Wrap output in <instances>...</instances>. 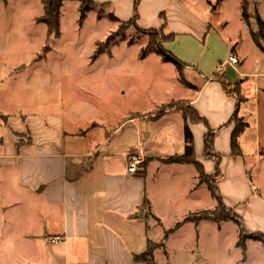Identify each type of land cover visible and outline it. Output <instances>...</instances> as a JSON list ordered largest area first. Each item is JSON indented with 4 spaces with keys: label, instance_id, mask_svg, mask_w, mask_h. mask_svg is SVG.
<instances>
[{
    "label": "crops",
    "instance_id": "crops-1",
    "mask_svg": "<svg viewBox=\"0 0 264 264\" xmlns=\"http://www.w3.org/2000/svg\"><path fill=\"white\" fill-rule=\"evenodd\" d=\"M206 23L199 31L200 37L204 30L207 34L205 47L200 48L203 54L209 53L211 36ZM170 31L164 29L163 34L176 35L178 40L181 34ZM167 45L174 44L164 43V49ZM169 50L185 65L182 77L186 84L175 68V81L168 93L162 92L163 97L126 96V104L115 110L107 107L112 103L110 95L103 96L105 105L100 101L83 106L75 119L65 116L56 120L55 129L33 123L24 133L26 143L16 145L17 137L12 147L15 151L0 153V264H195L204 254L195 244L193 251L176 249L169 256H163L162 248L184 229L191 232L194 242L201 241L202 230L208 227L204 223L212 221L184 220L216 208L200 173L215 177L217 170L219 197L240 217L245 234L250 236L245 252L253 240L264 250V244L252 237L264 236V186L257 172L264 158V83L256 82V94L248 98L241 93L244 80L239 78L264 79V71L236 69L229 81L226 68L231 66L213 54L204 64L198 54L191 57ZM226 52L228 57L238 58V65L245 62L241 51L227 46ZM222 81L233 91L237 87L240 100L227 94ZM125 86L117 94L122 100L125 97L121 95L130 92V86ZM244 99L251 104L248 113L242 108ZM184 105L206 123L186 120ZM234 115L246 124L237 136L238 153L231 147ZM185 124L192 135L196 164L164 162L184 154ZM106 125L110 127L103 133ZM210 131L213 154L218 157L205 156V136ZM15 146H20L17 151ZM132 157L143 162L130 174ZM144 199L149 202L147 207ZM229 221L234 226H219ZM168 222L173 227L164 237ZM219 223L212 226L217 235L221 228L234 232L235 247L245 263V252L237 246V223ZM52 237L62 242L51 244ZM148 246L152 249L147 260L135 261L134 256L145 253ZM198 250L200 255L195 257Z\"/></svg>",
    "mask_w": 264,
    "mask_h": 264
},
{
    "label": "rangeland",
    "instance_id": "rangeland-1",
    "mask_svg": "<svg viewBox=\"0 0 264 264\" xmlns=\"http://www.w3.org/2000/svg\"><path fill=\"white\" fill-rule=\"evenodd\" d=\"M94 1L108 5H90L82 19L80 2L64 1L60 9V34L47 36L46 25L41 22V0H0L1 155L15 151L17 137L16 145L26 143L24 133L30 131L33 123L55 129L56 120H63L65 116L75 119L83 106L100 104V101L105 105L103 96L110 95L112 103L107 107L116 110L126 104L128 96H147L146 100H151L154 99L151 97H163L162 92L168 93L175 81V66L161 62L153 51L142 60L138 58L141 48L150 39L144 30L169 28L172 34L185 35H178V40L174 35L175 41L165 43L174 44L173 47L167 45L165 50L170 52L173 48L191 57L198 54L200 63L204 64H208L212 54L221 62L226 61L227 46L241 51L245 62L226 68L227 80L235 75L236 69L246 73L264 71V55L250 36V30L257 31L255 19L252 17L248 26L242 19L243 0H140L137 5L135 0ZM245 1L251 16L258 13L264 22V0ZM99 11L101 17L97 16ZM110 13L118 17L117 21H113ZM132 20L140 29L133 27ZM205 22L210 25L211 36L209 53L203 54L200 48L205 47L207 34L204 30L200 37L199 31ZM110 35L113 40L104 47ZM155 38L151 40L162 39L160 34ZM239 78L244 80L241 93L248 98L256 94V82L264 83L263 78L257 80L253 76ZM125 85L130 86V92L121 95L125 97L122 100L117 94L118 91L122 93ZM245 100H242V108L248 113L251 104ZM183 110L191 112L186 105ZM109 127L106 125L103 133ZM19 147L15 146L16 151ZM257 172L264 186V158ZM213 199L211 202L215 205ZM231 223H219V226H234ZM166 225L164 232L173 227L169 222ZM203 226L208 227L202 230L201 241L194 242L191 232L184 229L170 244L164 243L163 256L174 254L176 249L193 251L191 247L195 244L204 253L195 264H264V250L257 241L247 245L246 262L241 263L242 255L235 247L234 232L221 228L218 236L212 227L218 226L217 223L205 222ZM167 235L166 231L164 237ZM198 255L199 250L195 257Z\"/></svg>",
    "mask_w": 264,
    "mask_h": 264
},
{
    "label": "trees",
    "instance_id": "trees-1",
    "mask_svg": "<svg viewBox=\"0 0 264 264\" xmlns=\"http://www.w3.org/2000/svg\"><path fill=\"white\" fill-rule=\"evenodd\" d=\"M66 0H41V5H42V20L41 22L46 25L47 28V36L51 35H56L58 36L60 34V9L63 4V2ZM71 1H79L80 2V19L83 18L85 15V12L89 9V7L94 6L95 3L91 0H71ZM140 2V0H135V5H137ZM91 5V6H90ZM108 4H101L100 6L105 7ZM101 12H98V17H101ZM110 16L112 17L113 21H117V18L114 17L112 13H110ZM254 17L256 25H257V31H251L250 30V36L254 42V44L258 47L260 52L264 55V22L259 16L258 13H255L254 16H251V14L248 12V6L247 2L243 0L242 3V19L243 21L247 24V26L250 24V19ZM131 24L133 25L134 28H138V26L135 23V20L130 21ZM143 31V30H142ZM146 35L150 38L149 41L147 42V45L143 48H141V51L138 54V57L140 59H143L146 54L150 51L155 52L160 58L161 61L164 63H172L175 68L178 71V74L180 76V80L185 83L182 73L183 69L185 68V65L182 64L180 61H178L171 53L166 51L163 47V44L166 42H172L175 38L174 35H169L165 36L163 34V28L160 30H144ZM157 34L161 35V40L160 41H154L151 40V38H155ZM117 35V34H115ZM156 39V38H155ZM113 40V35H110L109 37L106 38L104 42V47H108L111 44V41ZM218 76L214 77L217 78ZM224 90L227 92L229 96H235L237 100H240V98L237 96V87L235 86L234 91L230 89V84H226L224 81L221 82ZM186 84V83H185ZM185 116L184 118L187 120L186 117H189L191 121L193 122H203L206 123L204 120L201 118H198L195 113L192 111L189 113H184ZM232 120L235 122V130L232 135V140H231V147L232 151L238 153V145H237V136L238 134L242 131V129L245 127L246 124L242 123V121L234 115L232 117ZM185 130V137H186V142L187 146L185 147L184 154L181 156H173L169 157L164 160L166 163H181V162H192L196 164L194 161V152H193V147H192V135L190 133V130L185 124L184 127ZM212 131H210L206 136H205V156L207 158H212V157H218L214 156L213 154V148H212ZM218 176V170L217 174L215 177H208L206 176L203 172L200 173V178L202 181H204L207 185L208 188L211 192L212 197L216 200L217 206L215 209L210 210V211H205L199 214H193L192 216H188L185 218L184 221L188 222H193V223H198L201 220H210L215 223H219L224 220H232L237 223L239 227V237H238V242L237 246L240 247L243 250V253L245 252V243L246 240L250 237L247 236L241 226V219L236 213L233 212V210L225 207L221 201V198L219 197L217 187L215 185V180ZM144 206L147 207L149 202L147 199H144ZM179 225V224H178ZM177 225V227H178ZM253 238L259 240L261 243L264 244V236L263 235H254L252 236ZM152 247L148 246L147 251L141 255H135L134 260L137 262L140 261H146L150 252H151Z\"/></svg>",
    "mask_w": 264,
    "mask_h": 264
},
{
    "label": "built area",
    "instance_id": "built-area-1",
    "mask_svg": "<svg viewBox=\"0 0 264 264\" xmlns=\"http://www.w3.org/2000/svg\"><path fill=\"white\" fill-rule=\"evenodd\" d=\"M227 66L236 67L238 65V58L236 56L230 55L227 60L225 61V64ZM143 162L142 159L139 157H132L130 158V165L128 166V172L130 174H133L136 172V170L140 167L139 165ZM49 242L51 244H58L62 242L61 238L59 237H52L49 239Z\"/></svg>",
    "mask_w": 264,
    "mask_h": 264
},
{
    "label": "water",
    "instance_id": "water-1",
    "mask_svg": "<svg viewBox=\"0 0 264 264\" xmlns=\"http://www.w3.org/2000/svg\"><path fill=\"white\" fill-rule=\"evenodd\" d=\"M142 215V213L140 212L139 216Z\"/></svg>",
    "mask_w": 264,
    "mask_h": 264
}]
</instances>
